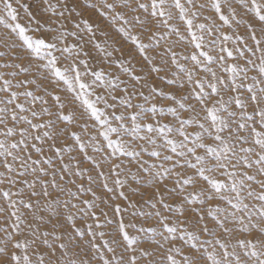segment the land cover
I'll use <instances>...</instances> for the list:
<instances>
[{
    "label": "snow or ice",
    "instance_id": "obj_1",
    "mask_svg": "<svg viewBox=\"0 0 264 264\" xmlns=\"http://www.w3.org/2000/svg\"><path fill=\"white\" fill-rule=\"evenodd\" d=\"M0 25V264H264V0H0Z\"/></svg>",
    "mask_w": 264,
    "mask_h": 264
},
{
    "label": "rangeland",
    "instance_id": "obj_2",
    "mask_svg": "<svg viewBox=\"0 0 264 264\" xmlns=\"http://www.w3.org/2000/svg\"><path fill=\"white\" fill-rule=\"evenodd\" d=\"M206 14H210V13H206ZM21 15L23 16L22 12H21ZM23 22L24 21L22 20L21 23H23ZM225 31H227V29H225ZM240 31L243 32V28H241ZM4 34H5V29H4L3 25H0V35H4ZM113 35H114V33H113ZM11 38L15 39V36H13ZM133 171H135V169H133ZM98 195L104 196V194L102 192H98ZM85 198H89V194H86ZM104 198H106V196ZM136 199H139V193L137 194ZM97 203L99 204L100 202L97 201ZM115 203H120L122 206H124V205L127 204V201L117 200V201H115ZM100 207L104 208L105 206L103 204H100ZM139 209H143V211H145V212L151 210L149 205L146 204V203H143V202L138 204L137 210H139ZM105 211L108 212V218L109 219H113V224H115V222L120 219V217H113V214H112V212H111V210L109 208H105ZM132 212H133V209H129L128 212L124 214V220H125L126 224L129 223V222L136 224L135 228L129 227L128 231H129L130 235L135 236L139 242H141L144 245H147L149 243V241L147 240V237L144 234H142V233L139 234V235L137 234V229L142 224H144V217H142V216L139 217V218L133 217L132 216ZM84 230L86 231V229H84ZM85 239H87V237H85ZM98 243L102 244L103 242L102 241H98Z\"/></svg>",
    "mask_w": 264,
    "mask_h": 264
}]
</instances>
